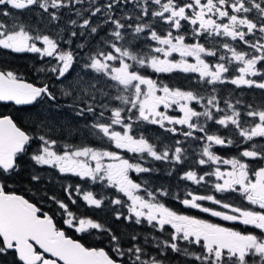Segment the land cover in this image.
<instances>
[{"label":"snow or ice","instance_id":"snow-or-ice-1","mask_svg":"<svg viewBox=\"0 0 264 264\" xmlns=\"http://www.w3.org/2000/svg\"><path fill=\"white\" fill-rule=\"evenodd\" d=\"M0 50L36 54L41 66L33 68L45 74L32 83L0 67V102L25 106L19 117L0 113V264L8 255L13 264H170L169 253L182 264H264V165L251 163L264 161L258 142L264 141V95L246 103L218 90L231 84L264 93V0H0ZM147 69L193 74L194 86H171ZM171 109L179 115H169ZM209 122L219 128L210 131ZM141 125L171 134L169 143L154 142ZM74 132L107 145L71 143ZM194 142L195 164L211 170L199 174L190 166L179 180L210 191L186 187L174 199L260 234L177 212L160 199L170 188H149L131 177L158 172L144 166L149 160L170 165L167 175H173ZM236 145L237 154L227 159L215 151ZM24 157L32 165L30 183L41 182L45 167L80 181L61 185L65 199L44 198L58 207L68 229L99 232L110 250L70 237L52 215L10 188ZM216 193H236L259 210ZM81 200L96 210L112 206L116 221L146 223L168 235L141 243L132 234L125 247L106 223L71 209Z\"/></svg>","mask_w":264,"mask_h":264},{"label":"flooded vegetation","instance_id":"flooded-vegetation-1","mask_svg":"<svg viewBox=\"0 0 264 264\" xmlns=\"http://www.w3.org/2000/svg\"><path fill=\"white\" fill-rule=\"evenodd\" d=\"M62 26H63V22H61ZM161 27H163L161 25ZM102 36L104 33H102ZM65 39L67 38L66 36L64 37ZM79 42V41H77ZM95 40L92 41V43H94ZM203 42V41H202ZM74 46V45H73ZM2 52L4 53H10L7 51L2 50ZM12 55L18 56L21 58V65H24L25 68H29L27 71L29 75V80L27 79L28 82H32V83H41L42 81L45 80V74L44 73H40L34 70L33 65L39 67L41 66V63L37 60L38 57L36 54H32V53H11ZM174 57L176 59H179V56L177 54H173ZM211 59V58H209ZM189 60L191 61V58H189ZM28 62H30L29 64H27ZM76 72H79V68L76 69ZM148 75V74H147ZM153 79H156L153 75L149 74ZM192 75L193 74H184V73H180V72H174V73H163L160 77L162 82L164 83H168L171 86H178V87H187L189 86V84H193L194 86V81L192 79ZM56 87H58V85H56ZM219 94L225 98H228L229 96H232L234 99L235 98H240L242 100H244L246 103H251L253 101H256L257 103H259L260 98L262 95H264V93H261L260 90L258 89H246V88H241V89H237L234 85L231 84H226L223 86L219 87ZM194 107H196L199 110V106L198 105H193ZM223 106V104L221 105ZM25 106H21V113L23 114V109ZM163 110V109H161ZM169 115H179L178 111L176 109H171L169 110ZM210 125V131H216L219 126L215 125L212 122H209ZM81 127H82V122H81ZM148 127H150V129H148ZM182 127V126H177ZM147 129L146 132H150L152 134H157L159 135L160 138H162L164 141L163 143L167 144L169 143V137L171 134L169 133H165L163 132L162 129H159L158 126H154V125H141L140 126V130L143 129ZM186 130V129H185ZM220 130V134L221 135H228L229 130H224V129H219ZM73 135H75L74 137H72ZM177 139H182V137H176ZM68 140L71 143H75V144H79L81 142L84 143H88L91 146H100L102 143L104 145H107V141L104 140L102 141L100 137L95 136V135H87L85 136L84 133H73L71 135L68 136ZM260 143H264V141H259ZM110 150H114V151H119L121 153V155H123L125 158H129L131 159L134 154L133 153H129L126 152L124 150H118L115 149L114 146H110ZM237 150H238V145L236 146H232L231 148H226V149H222L220 147H216L215 151L217 152V154L223 156L224 158H230L234 155L237 154ZM199 149L197 148L195 142L192 144V148L190 150V154H189V159L188 161L182 165L183 167V172L187 171L189 169L190 166H194L195 169L199 172V174H201V172H204L203 170L201 171V166L196 165L195 164V157L191 154L193 152H198ZM132 162H137L136 160H133ZM253 167H259L264 165V161H253L251 162ZM144 166H148L147 163L144 164ZM150 166V165H149ZM153 167L159 169L158 172H153L151 174L149 173H145V174H138L135 172H131L130 175L131 177L136 180L137 182L140 183H145L149 188H155V187H160L161 185H163L166 188H170L171 189V193L172 195L166 196V197H160L161 201L164 202L166 204V206H168L169 208L183 213V214H187V215H192V216H196L202 219H206L209 220L213 223H218L221 224L223 226L226 227H232L236 230H240V231H247V232H256L257 234L259 233L258 229H254L252 226H245L239 223H235V222H231V221H223L218 217H211L209 214L207 213H203L200 212L196 209H189L186 208L184 205H182L181 203H179L176 199H174V196L177 193H182L185 188H190L193 190H196L198 192H200L201 188H204V185L201 186H197L192 184L191 182H181L178 178V180H173V181H169V176L167 175V166L164 165H158L156 163L152 164ZM21 167H22V171L19 178V182H15V183H10V188L15 190L18 194L24 195L25 198L30 199L32 202L36 203L39 207L42 208L43 211H47L49 213V215L53 216L54 222L57 224L58 227L63 228L67 235H69L70 237L74 238V239H79L81 240L82 243H85L86 246L88 247H105L106 250H110V245L108 244L107 239H105L104 236H101L99 232L93 231L91 235L89 234H80V233H75L73 230L68 229L66 225L63 224L62 221V217L60 215V210L58 209V207L52 203L50 200L45 199L44 197L47 196H51L53 195L52 192H49L50 188H54L53 190H56L58 188H61L62 184H67V183H79L80 181L77 178L66 176L64 178H59L57 177L56 173L47 169V167H45L42 171H40V175L44 176V182L41 180L40 183L36 184V183H30L29 182V177H30V169L32 168V165L28 162L27 157L22 158L21 160ZM221 167H225L223 165H221ZM163 170V171H162ZM165 172V173H164ZM181 173V170L177 167L174 175H177L178 173ZM49 177H51V180L49 181ZM176 177V176H175ZM27 179V180H26ZM210 190V188H204L203 190ZM97 191H99V188L96 189ZM201 190L203 193H207L208 191H203ZM200 192V193H202ZM141 195H146L145 192H141ZM218 193H216L215 195L217 196V198H226L228 200H230L232 203H234L236 206H241V207H249L255 210H259L257 206L254 205H248L247 201L243 200L242 197H240L238 194L236 193H224L226 194V196H223L224 194H221V196L217 195ZM58 197V196H57ZM63 197V198H61ZM61 199H65V194L64 192L61 190ZM67 202V201H66ZM205 204V206H210V207H217L215 205H211L210 202H203ZM77 205H80V209H81V213L86 214L89 217L98 219L97 217H95L96 215H100L102 217H104L107 213V208H105L104 210H96V209H92L86 206V204L81 200L80 202H78ZM111 218L114 219V221L116 222V226L117 228L121 225L124 226L125 230H129V236L127 238L122 236V240L125 242V247L129 246L128 245V241L130 238V235L135 234L138 238V240L141 243H144L145 238L147 237L149 240H151V238L153 236H159L161 238H164L168 235V232H164V233H158L155 232L154 230H152L146 223L137 225L134 222H129V221H125L123 219H121L120 221H116L114 216L112 215V212H108L107 216H106V220H111ZM170 231V229H169ZM117 234L119 233L116 232ZM101 241H103V243H101ZM145 247L152 252V254H155V249L153 248L152 244H145ZM170 256V262H171V255L169 253ZM172 262H177L182 264V259L179 258V260H175L172 259ZM6 264H13V256L12 255H8L6 257Z\"/></svg>","mask_w":264,"mask_h":264},{"label":"trees","instance_id":"trees-1","mask_svg":"<svg viewBox=\"0 0 264 264\" xmlns=\"http://www.w3.org/2000/svg\"><path fill=\"white\" fill-rule=\"evenodd\" d=\"M67 18L68 17H66V19ZM20 61H21V58L20 57L15 56V55H12L11 53H4V52H2V50H0V67L18 70V72L22 76V78H24L26 80L27 79L29 80V75H27L28 74L27 71H29L28 70L29 68H25L24 65H21V62ZM29 63L30 62H28L27 64H29ZM155 78L157 80H159V81L161 80V77L160 78L159 77H155ZM0 113L11 114V115H14L16 117H19V116L23 115L21 113V109L19 107H14V106H11V105H0ZM19 122L20 121L18 120V123ZM23 123L24 124H27V121H24ZM19 181L20 180L17 177L16 182H19ZM50 190H52V189H49V192H50ZM52 191H54V192H52L53 195H56L59 198L61 197V188H58V189L52 190ZM203 191H208L209 192L210 190H206L205 189ZM223 196H226V194H224ZM61 198H63V197H61ZM79 206L80 205H74V206L70 205L71 209L74 212L78 213V214L81 213V209H80ZM95 217L98 218L96 220H98L100 222H103V223H106L115 232H118V230H119L118 235H120L121 237L123 236V237L127 238L129 236L130 231L129 230H125V228H124L123 225H121V227L119 226L117 228L115 221H113V220H111V221L106 220V219L102 218V216H100V215H96ZM170 255H171V262H170V264H180V263H177V262H172V259L179 260V258L177 257L176 254L171 253Z\"/></svg>","mask_w":264,"mask_h":264},{"label":"rangeland","instance_id":"rangeland-1","mask_svg":"<svg viewBox=\"0 0 264 264\" xmlns=\"http://www.w3.org/2000/svg\"><path fill=\"white\" fill-rule=\"evenodd\" d=\"M65 19H66V17H65ZM68 19V18H67ZM107 31V29H104L103 31H101L102 33H104L105 34V32ZM101 32H100V35L99 36H97L95 39L96 40H98V39H100L101 37H103L104 36V34H103V36H102V34H101ZM95 43V42H94ZM93 43V44H94ZM39 62H40V60H39V58L37 59ZM78 73V72H77ZM144 73L147 75H149V74H151V75H153L154 77H159L160 78V76L163 74V73H160V74H157V73H153V72H151V70L150 69H147V70H144ZM148 129H150V127H148ZM146 135L147 136H149V137H151L152 139H153V141L154 142H160V141H164L162 138H160L159 137V135H157V134H152L151 133V131L150 132H146ZM75 135H73L72 137H74ZM145 163H147L148 164V166L150 165V166H152V164H154V163H156V164H158V165H164V166H167V168H166V170H167V172H168V170H169V168L171 167L170 165H166V164H164V163H161V162H158V161H151V160H149V161H146ZM180 170H181V173L179 172L177 175H171V176H169V181H173V180H178V178H179V176L183 173V167L182 166H177ZM176 167V168H177ZM31 170V169H30ZM204 171V172H206V171H210L211 169L208 167V166H201V171ZM163 171V170H162ZM204 172H201V174H203ZM165 173V172H164ZM176 176V177H175ZM42 177H44V176H42ZM212 179H214V178H212ZM42 181L44 182V179H42ZM204 188H206V187H204ZM204 188H201L200 189V192H202L201 190H203ZM50 189H54V188H50ZM52 190H50V192H52ZM202 194H206V193H203L202 192ZM172 195V194H171ZM218 196H221V194L220 193H218ZM111 207L112 206H108L107 207V213H106V215L104 216V217H102V218H104V219H106V216H107V214H108V212H110L111 211ZM111 220H113L114 221V219L113 218H111ZM111 220H109V221H111ZM171 254V253H170Z\"/></svg>","mask_w":264,"mask_h":264},{"label":"water","instance_id":"water-1","mask_svg":"<svg viewBox=\"0 0 264 264\" xmlns=\"http://www.w3.org/2000/svg\"><path fill=\"white\" fill-rule=\"evenodd\" d=\"M0 104H1V105L11 104V105H13V106H16V105H14V104H12V103H10V102H9V103H3V102H0ZM16 107H19V106H16Z\"/></svg>","mask_w":264,"mask_h":264}]
</instances>
